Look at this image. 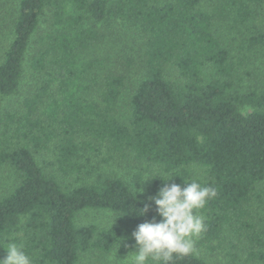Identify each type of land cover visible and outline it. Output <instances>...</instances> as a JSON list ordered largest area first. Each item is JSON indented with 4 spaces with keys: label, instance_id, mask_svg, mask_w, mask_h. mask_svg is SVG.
<instances>
[{
    "label": "trees",
    "instance_id": "trees-1",
    "mask_svg": "<svg viewBox=\"0 0 264 264\" xmlns=\"http://www.w3.org/2000/svg\"><path fill=\"white\" fill-rule=\"evenodd\" d=\"M263 1L209 0L205 9L202 0H17L11 38L0 44V168L17 181L0 196V241L12 243L25 264H80L120 242V224L77 221L85 210H106L147 239L154 264H209L161 203L137 194L142 171L131 182L99 174L66 186L45 165L92 175L88 153L104 147L160 167L180 212L206 216L205 239L248 227L243 219L264 181V89H233V56L217 28L226 22L245 37ZM118 24L144 40L142 73L121 117L130 79L123 68L134 59L104 66L89 58L107 37L111 47L124 41ZM254 28L251 47L264 44ZM24 86L19 106L4 109ZM46 154L53 161L44 165L39 155ZM194 164L205 168L204 179L192 180Z\"/></svg>",
    "mask_w": 264,
    "mask_h": 264
},
{
    "label": "rangeland",
    "instance_id": "rangeland-1",
    "mask_svg": "<svg viewBox=\"0 0 264 264\" xmlns=\"http://www.w3.org/2000/svg\"><path fill=\"white\" fill-rule=\"evenodd\" d=\"M16 4L17 0H0V44L11 38V22L13 16L15 17ZM202 4L205 9L210 7L209 0H202ZM47 18H49L48 14L44 18L43 29L48 25ZM220 24L217 29L222 39L229 46L233 56L232 61L235 64V71L231 77L233 89L241 92L252 87L264 89V44L260 43L251 47L248 43V35L255 31L254 25L264 32V1L259 6V11L255 14V19L249 27L251 30L245 37L239 35L237 27L231 28L226 22ZM116 27L119 28L120 32H124L122 33L125 38L124 41L120 42L118 46L114 44L115 47H111L113 43L109 42L107 37L98 48L92 50L89 58L90 60H98L97 64L104 66L115 64L114 61L118 56L125 59V56L129 55L134 59L130 68L120 67L121 69H129L128 76L130 78L118 105V116L121 117L128 107L129 97L142 73L141 63L143 60L141 56L144 51V40L126 24H118ZM245 29L241 28V31ZM168 70L173 78L178 73L173 64H170ZM205 76L207 79L212 78L213 73L209 68L205 70ZM26 89L27 86H24L21 94L5 102L4 109L17 108ZM245 111L247 112V110ZM88 154L90 160L88 170L92 174L88 175L91 176L88 179H86L88 176H85L86 170L81 174L66 176L56 171L54 166L45 165V162L51 163L53 161L52 154H46L45 157L39 155V159L42 163L44 162L43 164L48 170L55 172L66 186L92 181L99 174L119 176L125 181L131 182L133 174L142 171V188L136 191L137 194L142 198L161 203L166 216L180 225L183 236L189 241L195 252L209 264H264V181L256 186L254 199L249 206V214L243 219L248 227L238 223L235 228H229L223 238L207 240L200 230L201 222L206 216L200 213L196 217H187L180 212L179 198L168 192L165 185V178L168 176L160 167L141 160H134L132 156L123 158L109 154L104 147L100 150L89 151ZM191 171L194 181L204 179L206 176L205 168L200 165H192ZM16 182L15 173L8 168H0V196L8 193ZM77 221L79 224L92 223L102 228L120 224L123 228L120 242L111 253L90 252L83 257L80 264H154L149 254L147 239L113 212L85 210L79 214ZM129 245H131V249ZM0 264L25 263L17 255V248L12 243L0 241Z\"/></svg>",
    "mask_w": 264,
    "mask_h": 264
}]
</instances>
